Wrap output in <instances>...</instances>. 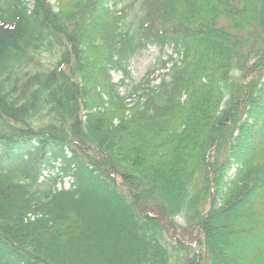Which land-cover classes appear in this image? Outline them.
Here are the masks:
<instances>
[{"label":"trees","instance_id":"trees-1","mask_svg":"<svg viewBox=\"0 0 264 264\" xmlns=\"http://www.w3.org/2000/svg\"><path fill=\"white\" fill-rule=\"evenodd\" d=\"M0 264H264V0H0Z\"/></svg>","mask_w":264,"mask_h":264},{"label":"rangeland","instance_id":"rangeland-1","mask_svg":"<svg viewBox=\"0 0 264 264\" xmlns=\"http://www.w3.org/2000/svg\"><path fill=\"white\" fill-rule=\"evenodd\" d=\"M52 3H55L57 0H50ZM168 53H171V50H168ZM159 58V50L157 47L155 46H151L148 50H146L143 55L135 58L134 60H132L131 62V66L130 69L132 71V76H133V80L135 82H138L141 78H143V76L145 75L147 69L153 65L154 63L157 62ZM113 77L116 81H119L122 78V74L121 72H113ZM131 85H133V83H131ZM255 142L253 141V144ZM57 166H59V163L56 164ZM69 183H71V181H69V179H66L63 181V183H60L58 185V187H68ZM180 221H182V218H179Z\"/></svg>","mask_w":264,"mask_h":264}]
</instances>
